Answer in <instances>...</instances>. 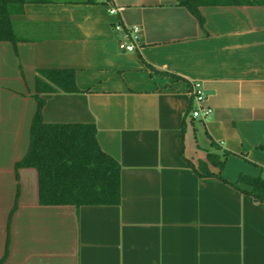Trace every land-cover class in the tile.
Returning a JSON list of instances; mask_svg holds the SVG:
<instances>
[{
    "label": "crops",
    "instance_id": "obj_1",
    "mask_svg": "<svg viewBox=\"0 0 264 264\" xmlns=\"http://www.w3.org/2000/svg\"><path fill=\"white\" fill-rule=\"evenodd\" d=\"M200 13L202 25L176 0L10 6L16 39L0 40V264H264V202L233 184L264 170V4ZM118 23L139 27L136 50L119 48ZM44 68L72 69L77 91L42 92L43 121L95 124L120 165L118 204L42 205L36 169L16 167ZM192 81L212 109L206 119L190 114ZM223 151L222 178L189 165Z\"/></svg>",
    "mask_w": 264,
    "mask_h": 264
},
{
    "label": "trees",
    "instance_id": "obj_2",
    "mask_svg": "<svg viewBox=\"0 0 264 264\" xmlns=\"http://www.w3.org/2000/svg\"><path fill=\"white\" fill-rule=\"evenodd\" d=\"M25 0H0V40L16 39L9 18L10 6ZM96 2L100 0H86ZM203 24L202 6L264 4V0H176ZM37 107L32 118L29 145L16 167H33L38 174V197L42 205L118 204L120 201V165L104 152L96 139L92 122H44L42 92L77 91L72 69L38 70L35 80ZM212 146L215 143L211 142ZM208 152L205 161L189 162L202 176L221 177L225 158ZM214 167L216 170H211ZM253 176L240 173L233 183L254 199L264 202V170Z\"/></svg>",
    "mask_w": 264,
    "mask_h": 264
},
{
    "label": "built area",
    "instance_id": "obj_3",
    "mask_svg": "<svg viewBox=\"0 0 264 264\" xmlns=\"http://www.w3.org/2000/svg\"><path fill=\"white\" fill-rule=\"evenodd\" d=\"M116 9L110 8V13H114ZM118 31L123 32V37L119 42V48L124 51H134L138 48L139 42V27H125L118 23L114 26ZM190 96L192 98V107L190 114L193 118L206 119L211 113L212 109L203 103L205 98L204 90L199 81H192L189 89Z\"/></svg>",
    "mask_w": 264,
    "mask_h": 264
}]
</instances>
